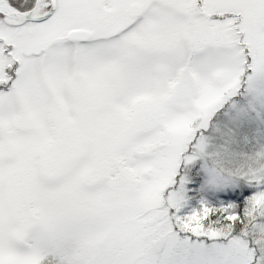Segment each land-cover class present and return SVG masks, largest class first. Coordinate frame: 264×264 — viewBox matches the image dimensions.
<instances>
[{
  "label": "snow or ice",
  "instance_id": "1",
  "mask_svg": "<svg viewBox=\"0 0 264 264\" xmlns=\"http://www.w3.org/2000/svg\"><path fill=\"white\" fill-rule=\"evenodd\" d=\"M0 264H264V0H0Z\"/></svg>",
  "mask_w": 264,
  "mask_h": 264
}]
</instances>
